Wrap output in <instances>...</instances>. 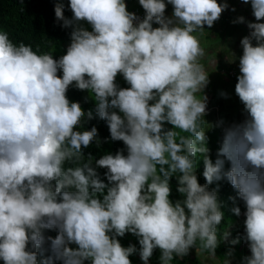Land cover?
Returning <instances> with one entry per match:
<instances>
[{"label":"clouds","instance_id":"1","mask_svg":"<svg viewBox=\"0 0 264 264\" xmlns=\"http://www.w3.org/2000/svg\"><path fill=\"white\" fill-rule=\"evenodd\" d=\"M241 2L251 5L255 22H247L239 63L223 70L231 81L228 101L226 92L218 97L208 88L205 50L193 35L220 20L227 0H69L70 19L56 0L55 19L71 29L58 59L0 31L3 264H132L135 254L143 264L188 254L200 264L204 254L231 264L225 257L233 250L240 264H264V0ZM70 87L94 96L95 117L70 101ZM220 111L234 118L224 121ZM242 112L245 118L236 119ZM96 117L127 155L90 150L79 164L83 149L99 140L95 126L77 129ZM208 133L219 147L213 155ZM170 182L183 199H170ZM226 213L232 216L220 257L218 226ZM129 233L139 248L121 244ZM157 249L160 262L153 263Z\"/></svg>","mask_w":264,"mask_h":264},{"label":"trees","instance_id":"2","mask_svg":"<svg viewBox=\"0 0 264 264\" xmlns=\"http://www.w3.org/2000/svg\"><path fill=\"white\" fill-rule=\"evenodd\" d=\"M55 2L56 0H22V2L21 0H0V31L7 32L9 34V38L17 45L20 42H23L25 45H30L38 54H52L54 58L58 59L66 52L64 44L70 42L71 29L61 27L62 21H57L55 19ZM237 2H239V0ZM63 3L65 5L64 15L70 19L72 17V12L68 7L69 0H63ZM221 26H227V22L221 21ZM237 26L241 27L240 24H237ZM233 32V28H228V35L231 36ZM116 82L117 84L121 82V88L127 87V82L125 80H118ZM85 92L86 91H80L75 87H70L67 96L70 101L79 102L85 111L91 110L93 112V116L95 117L96 105L94 96L91 93L89 94L88 92ZM93 126L98 129L99 143L93 141L88 148L83 149L84 157L81 159L79 164L86 162L90 150H93L94 153L108 154L111 152V154H115L118 150L123 149L124 154L127 155L126 147L123 142L111 140L106 122L101 120L99 117L83 122V127L78 128L77 130H90ZM165 126L166 128L172 127L167 124ZM180 135H187V133H180ZM208 137L209 140L207 146L210 149L211 155H213L212 151L217 153L219 147L216 142V137L215 139L210 138V136ZM69 166L75 167L78 165L69 163L65 164V168ZM97 171L99 172V169H97ZM105 171L106 169H102V175ZM201 172H203V159L202 157H198L197 173ZM178 175L179 173L175 174V176ZM175 176H173L172 179L177 181ZM104 179L105 182H107L106 178ZM199 182L204 184L205 179L203 178ZM170 185L172 188L170 199L173 201L183 199L182 195L176 191L177 183L170 182ZM231 216V213H226L224 221L220 226H218V236L221 238V242L216 250V253L221 254L219 255L220 257H223L222 249L223 246H225L222 242V236L224 233L223 230L225 225L229 224ZM45 235L55 237L57 232L55 230H46ZM119 239L124 247L134 244L137 248H139L137 238L130 233ZM73 247L75 246L73 245ZM160 255L161 253L159 249H157L150 258V261L153 263L160 262ZM130 259L141 261L138 254L132 255ZM187 259L192 260H189L191 262L190 264H200L198 259L190 257L189 254L183 259L174 258L173 263L183 264ZM0 264H3V262L0 261Z\"/></svg>","mask_w":264,"mask_h":264},{"label":"rangeland","instance_id":"3","mask_svg":"<svg viewBox=\"0 0 264 264\" xmlns=\"http://www.w3.org/2000/svg\"><path fill=\"white\" fill-rule=\"evenodd\" d=\"M237 1L238 0H227L229 9L223 12L221 16L222 18H220V20L217 21L212 28L209 29L207 26H205V30L203 32L198 31L193 33V35L198 37L200 46L205 50V55L203 58H201L200 63L212 77H209L210 83L208 85V88L211 90H216V96L218 97H220V93L222 91L227 93V91L225 90L227 87V83L231 84V81H229V79L223 75V70L225 66L229 65L232 61L239 63V57L242 55L240 40L250 32L249 28L247 27V22H255V18L252 15L251 5L243 4L241 0H239V2ZM218 2H224V0H218ZM232 8H235V11H232ZM172 12L173 8L171 6L170 14H172ZM168 15L169 14H167V16ZM240 16H243L245 18V23H237L241 25V27H238L237 24L233 23V21ZM221 21L227 22V26H221ZM83 25L88 26V28L91 30V27H89L90 25H88L87 23ZM228 28L234 29V32L231 35L232 37H227ZM214 38H216L215 41H213ZM213 52L215 54L220 53L219 57L214 55ZM218 75L221 76V78L219 79L223 80L224 82V84L222 85L223 88H221V83L218 81ZM218 97H215L216 102L221 101V99ZM225 100L228 101L229 99L227 98ZM219 114L224 121L228 120V113L220 111ZM241 115H243V112L241 113ZM208 116H213V113H209ZM238 116L240 117V114ZM213 125L214 124L211 123L208 126H210V128H215L213 127ZM207 136L213 138V135L211 133H208ZM211 158L214 161L216 159V156H211ZM241 248L242 247H239L237 250L240 251ZM245 253H249L250 255L248 247L245 249ZM226 258L230 260L231 264H240L242 256L240 253H237L233 250L232 257H225V259ZM200 259L203 264H222L217 257L213 259L207 254L202 255ZM131 261L132 264H143L140 261ZM171 264H174L173 261L171 262Z\"/></svg>","mask_w":264,"mask_h":264},{"label":"crops","instance_id":"4","mask_svg":"<svg viewBox=\"0 0 264 264\" xmlns=\"http://www.w3.org/2000/svg\"><path fill=\"white\" fill-rule=\"evenodd\" d=\"M130 1H132V0H130ZM169 10H171V5H168V7H167V11H166V15L169 14L168 16L171 17L172 14H170V11H169ZM83 26L86 27L89 31H91L86 25H83ZM157 26H158V25H155V24L153 25V27H157ZM89 27H91V26H89ZM67 47H68V46H67ZM67 47H66V49H67ZM118 80L122 81V80H123V77L120 76V75H118V76H117V81H118ZM226 91H227V94H228V97H229L228 99H230V100L233 99V98H232V92H231L230 90H226ZM214 102H215V103H219V102H216L215 97L213 98V103H214ZM220 103H221V102H220ZM229 117L234 118L232 115H229ZM243 117L245 118V116H243V115H241L239 118H237V117H235V118H236V119H240V120L242 121V120H243Z\"/></svg>","mask_w":264,"mask_h":264},{"label":"built area","instance_id":"5","mask_svg":"<svg viewBox=\"0 0 264 264\" xmlns=\"http://www.w3.org/2000/svg\"><path fill=\"white\" fill-rule=\"evenodd\" d=\"M140 17V14H137Z\"/></svg>","mask_w":264,"mask_h":264}]
</instances>
